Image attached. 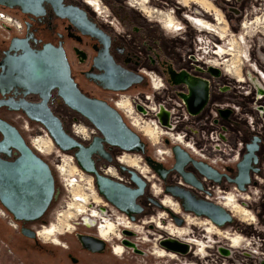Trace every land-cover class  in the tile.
<instances>
[{
	"label": "flooded vegetation",
	"instance_id": "1",
	"mask_svg": "<svg viewBox=\"0 0 264 264\" xmlns=\"http://www.w3.org/2000/svg\"><path fill=\"white\" fill-rule=\"evenodd\" d=\"M137 1L140 0H133L134 5L138 4ZM161 1L162 0H148V5L146 6L144 5L142 8H144L147 12L149 9L151 10V7L149 6L150 3L156 4L158 2L160 3ZM190 1L199 5L200 8L205 9L207 15H211L209 12L214 7V5L209 0L208 1L180 0L179 3L184 6H188L190 4ZM102 2L106 3L107 5L106 8L109 9L110 11V13L107 14V17L105 15H102V12H98L100 10H103L100 0H64L65 6H75L84 10L88 19H90L96 25V27L100 29L102 34L99 33V35L97 36L86 33L85 31L83 32L82 29H80L76 24H74L69 18L61 17L60 15H58L54 7L49 3L44 4L46 11L43 15H39V16L23 13L19 8H9L7 6L0 5V8L10 12L22 23L21 30H17L16 28H12V27H8L6 29L0 28V101H6L10 97L16 100H19L20 98L24 97L23 92L25 91V89L21 85H19V83L15 79L16 74L13 75L12 73V67L14 65V61L16 58H18V56L23 54L24 48L38 51L41 50L46 44H52L56 47H62L64 49L71 66L72 76L74 80L76 81L81 91L90 97L106 100L113 106L115 105L111 101H115L119 98H123L124 100H128L129 102H131V104L135 107L134 109L136 113L140 114V116L141 114H143L146 118H150L152 116V113L150 112L148 107V105L151 104L152 101L155 103L162 101H169L167 103V107L170 109L176 107L175 105L177 104L175 102L176 100H178L182 102L183 105L188 110L186 103L181 97V94H186L189 92L188 86L185 83H179V84L173 83L171 77L172 72L186 71L192 76L204 78L208 80L210 83L209 99L205 107L202 109V111L194 115L190 113L188 110L189 114L196 121L198 130L204 128H208L209 131L213 129H220L221 126L232 122L231 118L233 115H235L232 106L229 105L227 108H222V105L227 103L222 104L220 102L221 103L220 104L217 101L213 102V95H214L213 78L217 77L218 75L219 76L222 75L220 66H215L212 63H210L211 61H208L210 58L206 60L198 57L196 49L194 53L173 54L172 53L173 51L170 52L168 48H164L162 45L163 44L162 38H159L160 35H154V33L152 32L153 30L156 29V27H154L153 24H149L150 26L148 24L146 25L140 24L138 26L136 24L133 25L132 21L128 20L131 17V15L129 16L127 14L125 15V17H123L119 13L127 9L126 5H129L128 4L129 0H102ZM146 2L147 1L144 0V2L142 1V4H146ZM88 5L91 8H93V10L99 15V17L102 16V20L98 19V17L94 13H92ZM148 6L150 8H148ZM194 9L195 11H197L196 8ZM200 11L203 12L204 10L203 11L200 10ZM155 12L159 14L160 20L161 18L162 20H164L163 23L168 29H171L173 31H179L182 28V23L179 22L176 18L177 13L168 11L167 13L163 14L161 11H157V10H155ZM179 14L181 15L183 13L179 12ZM125 18H127V21H125L126 20ZM186 18L189 19L191 22H194L195 27L198 30L210 34L212 32H215V29L217 28L219 29V27L222 28L221 26V24L223 23L222 21L225 20L224 17L222 16V13H220L218 10H216V12L214 13L213 22L198 15L189 14L186 16ZM194 18L197 19L194 20ZM201 18L207 21H204ZM151 20L152 18L149 19V21ZM129 22H131V25L129 24ZM212 23L218 25V27ZM249 25L250 24L246 22L244 24V27L247 26L249 28ZM222 32H224L223 35L222 36L219 35L218 37L221 38V42L224 41V44H227L228 41L231 42V44L234 47L231 48L232 50L234 49L236 50V48H238V45L241 46L243 45L242 41L241 44L235 41H231L232 38H230V40L227 41L226 30ZM13 40H15V43L17 44V46H19L18 51L10 50V46ZM206 40H207L206 43H210L209 39ZM196 42L197 41H195L194 43L196 44ZM199 49L201 50V46ZM239 50L240 49H238V51ZM247 52H248L247 49H245V52L243 54L244 56L246 55L249 58V55H247L249 53ZM223 54H228V50L225 48H221V50L219 51V55L223 56ZM229 54L231 55L233 54L234 57L233 59L229 60L230 63L227 64V67L229 71L236 72L240 64V62H238L239 54L238 53H229ZM211 56H212L211 58L215 57L214 54L212 53ZM250 58L251 61L256 63L258 68L264 71L262 65H260L258 61H256L251 54H250ZM244 60L245 59L242 58V62ZM212 68L217 69V71L213 70ZM252 69L255 71L254 68ZM242 70L243 68L241 69L240 72V78L243 79H239L237 74L228 73L223 67V71H225V73L232 75L233 77L236 78L238 89H242V90L245 89L244 90L245 95L254 94L252 95L253 96L252 98L255 99L254 101L255 104H251V106H249L250 108H252V110L249 108L250 111L247 110L243 112V117H245L246 119V117L248 118L249 116H252L254 119H256L255 120L256 122L262 123L264 127V78L261 74H260L261 80L260 78L258 79L251 75V79L256 85L255 87L249 84V81ZM151 74H155L159 76L165 85V88L159 94L154 93L153 91ZM110 86H118V87L128 86V88L113 89L110 88ZM250 87H251V92L248 93L247 90ZM254 91L256 92V94L254 93ZM124 93H129V95L127 96ZM148 95L152 96L151 100L148 99L147 97ZM26 98L30 101H40V97L36 94L28 95ZM124 100L118 101L117 106L118 107L123 106L126 103V101ZM139 100H141V102L138 105H136V103ZM55 105L64 106V107L67 106L64 103V101L56 95V92L54 91L52 98L50 100V106L52 107L54 112L62 119L63 124L65 128L68 130V132L72 134L74 137H76L73 134V132L68 129L67 127L68 123L66 121V117H63V114L60 111H58L59 109H55L54 107ZM212 110H217L220 112L218 117L216 118L217 120L216 125L214 127H208V125L205 123V119L209 122V119L213 115ZM6 112H18V113H22L23 116H26L22 111H15L13 109H10V107L6 104L0 105V116L8 120L4 114ZM168 113L164 112L162 116L165 120L163 123L164 126H170L171 124L168 122ZM176 113L178 115L181 114L179 109L176 110ZM79 115L82 117V120H80V122H83L86 127L95 128V133L94 132L92 133L94 135L91 136L90 139L82 141L81 139L76 137L79 141L87 145L93 142L96 137L101 136V133L88 119L83 117L80 113ZM122 115L124 116L126 122L130 126L132 125L134 128L139 129V120H134L130 124V121L126 119V116L123 113ZM29 120L31 122H35L42 125L38 121H34L31 119ZM8 121L13 123L10 120ZM13 124L16 125L15 123ZM237 124L239 125V122H237ZM236 128L237 129H234L232 131L236 132L235 130H239V129L242 131V128H240L239 126H237ZM184 129L188 130L186 134V139L189 140L190 134L193 132L192 130H189V128H186L184 123L178 125L173 130L176 133H179ZM140 131L150 141L154 142L155 140L157 141V138H159L160 132L158 131V128H156V126L154 127L151 124L144 126L142 129H140ZM242 136H244L243 133L241 135V139H243ZM255 136L260 138L259 149L257 151L259 162L256 165L260 168V172L258 173L252 172V183H256V181L254 180L255 178H257L256 175L262 173L260 154L261 151L263 152L264 130H262V135L254 134L250 136V138H248L247 141H244V149H243L242 157L240 159L241 161L244 154L247 151V144L251 143ZM47 138L51 139L49 136H47ZM47 138L38 135L34 137L31 141L32 146L37 150V152L40 155H46L48 148H50L51 143ZM142 139L144 140L145 138H143L142 136ZM0 140H1V134H0ZM165 141L167 143L170 142L173 143L171 149L174 145L179 144L190 154L192 158L198 161L205 162L211 167H213L215 170H217L220 174L223 175L222 181L216 182L212 179L207 178L206 176L200 174L199 171L193 165L189 164L188 166H186L185 170L195 174V176L200 180L202 184V188L187 183L184 180L183 176L177 170L172 169L176 163L173 150L172 151L170 150V155L172 154L171 162L166 163V159L164 157L160 159L158 157H154L153 155L149 154V146L146 140H144L145 142L144 152L137 150L127 151V150H123L117 145L103 142V145L107 151V156H101L99 154H94L93 156V160L99 172L127 186L135 187L131 175L128 172H123L120 169V165H125L130 168L135 167L140 171L139 172L137 170L138 173L147 181V185L145 187L144 193L137 198L136 200L137 205H134L126 201H120L119 205H116L99 192L95 180V185L99 193L98 196H100L102 199H105L106 203H103V205L104 206L107 205V206H105L106 209H102V212L93 208L92 210L93 215L89 213L93 218H95V220H97L96 222L90 220H85V222H82L90 228L92 227L96 228L97 233H93L90 231H79L76 228L70 231V233L73 234V237L79 243V247H77V249H80V251H85L91 255H105L108 253V251H112V253L116 254L114 251V244H116V241L113 242L110 241L112 237H114L117 239V243L119 242L122 244H126L134 248V250L136 251L139 250V252L145 254H149V253L147 250L138 249L137 248L139 245L138 242H142L148 245L151 244L152 247L150 248L151 251L150 254L156 256L160 260L158 264H263L261 261H259L260 259L255 257L256 254L258 253H255L251 249V248L253 249L258 248L259 249L258 251L261 250L259 246L258 247L256 246L258 244H261L260 242H258L259 241L258 238L256 237L247 238L242 235L235 236L229 231L222 230L228 225L237 222L235 217H234L235 218L234 223L227 224L224 227H220L221 228L220 229L207 216H199L193 212L186 211L182 204V200L180 198L175 197L166 192V187L178 185L191 190L198 200L212 201L220 204L218 198H220V196L225 193L226 194L229 193L227 191L228 188L232 186L237 187L236 184L230 182L226 176H230V177L236 176L238 172L237 166L240 161L236 165L228 167V169L225 172H222L219 171L214 166H212L211 164H209L207 161H204L199 157L193 155L186 147H184V145H182L180 142H176L172 140L169 136H167ZM136 153H140L141 155L140 158L136 157ZM124 154L127 155L122 158V162H121L119 159ZM149 156L153 157L155 160L161 162L164 165L165 169L167 170L165 173V177L160 176L149 165V163L146 160V158ZM15 157L16 154H13V157H11L10 159H13ZM108 157H111L112 160H110ZM132 157L135 158L133 159ZM140 162L144 163L145 166L141 167ZM111 168H113L116 172L114 175L113 174L111 175V173L109 174L108 172ZM150 172L154 179H157L162 183L165 195L170 196L169 199L168 198L162 199L160 197H156L151 192L152 180L148 176V173ZM152 173H154L155 175H153ZM251 184L248 185L246 191H248ZM220 191H222V193L219 194L218 192ZM216 193H218L219 195L217 199H215L214 197ZM58 197L54 201H56ZM84 199H86V196L84 197ZM227 206H231V209L234 210L238 214V216L244 219H248V218L253 220L255 219V216L253 214L251 216L248 213V211H246L245 209H243L241 206H239L237 203L233 201H229L227 203ZM1 207L6 209L0 203V208ZM84 208L85 206L81 202L76 201L71 203L70 209L68 210V214L66 215L67 218L62 217L64 212L61 214L62 218H60V225H57L56 232H52L53 230L46 232L45 229L46 227H48L47 225H50V223L48 224L49 221L43 219L35 222H26V223L17 220L20 224V229L17 231L20 232L22 236H25L22 233L21 229L23 226H27L36 233V237L35 238L28 236L26 237L29 239L36 240L38 239L39 231H40L37 229L36 226L39 225L40 227L44 228L41 233L44 240H50L54 244L61 245L66 249H71L70 239L68 237L63 236V239H65L64 240L65 242H63L60 239V235H64L66 233L64 232L66 227L68 228L70 227V229L74 227L73 225L74 219H76V216L84 212ZM87 208L88 207H86L85 209L87 210ZM158 210H165L168 218L166 219L164 217L162 218L163 216L162 215L159 217V222H158L155 219V217L159 216L160 214ZM117 211L124 213L126 217L132 223H134V226H137L135 225L137 222L142 223L141 225H143V227L139 226L138 233L139 234L145 233L144 235H146L147 233L146 241L142 237L140 238V240L138 239L132 240L129 238H125V236L122 238V240H119L117 238L118 236L117 230L119 224L117 220H115V218H112L113 216H116ZM86 214L87 212L83 215ZM107 214L110 216L108 217ZM154 214H156V216H154ZM201 218H204V220L203 221L198 220ZM0 219L4 220L5 226L7 227L9 226V224L3 217L0 216ZM79 219H82V221H84L82 217L78 218V220ZM179 220H182V224H179ZM98 221L103 222V226L101 227L100 232L98 229V224H99ZM42 222H45L47 224L44 225L42 224ZM76 224L79 225L80 221H78ZM170 224L171 227L169 226ZM173 224L178 227H172ZM185 224L186 226H183ZM189 224H192L193 228L192 227L188 228L187 226ZM145 227L156 229L157 231L163 233V235L155 234L150 231H145L144 230ZM123 232H124L123 234H125L126 236L133 237L135 231L129 229H123ZM182 233H185L186 235H188V237H186V235L182 236ZM220 234L223 235L227 243L222 242L221 240H217L218 237H221ZM258 234L259 236L261 234H264V230H261L260 232H258ZM79 235H87L94 238H103L105 240L104 248L100 251H94V249L92 248L85 247L81 242ZM169 237H175L180 242L188 244L187 250L185 252L179 250L172 251L166 246L164 245L162 246V240L168 239ZM197 240L199 241V243L197 242ZM220 241L222 245H218V246L215 245ZM0 242L3 245L5 244V246H3L5 249H7L6 247H9L13 252V254L16 255L15 252L13 251L14 248L2 235H0ZM36 243L39 246H41L40 242H36ZM233 249L244 250L245 252L243 253L244 256L243 255L235 256L238 259L237 260L234 259L232 252ZM123 250L124 248L119 246V248L117 249L119 255ZM1 252H2V248L0 247V253ZM260 253L262 252L260 251ZM67 257L70 258L74 264L93 263L90 262L89 260L88 261L79 260L78 257L72 254L71 250L67 252ZM247 257L253 258L255 260L247 261V259H249Z\"/></svg>",
	"mask_w": 264,
	"mask_h": 264
},
{
	"label": "water",
	"instance_id": "2",
	"mask_svg": "<svg viewBox=\"0 0 264 264\" xmlns=\"http://www.w3.org/2000/svg\"><path fill=\"white\" fill-rule=\"evenodd\" d=\"M45 3L51 4L61 17L69 18L82 31L97 36L100 29L88 19L84 10L75 6H65L64 0H0L1 6L19 8L23 13L35 16L45 13ZM102 34V33H101ZM10 50H19L13 40ZM213 70L214 69L212 68ZM15 79L25 91L24 97L16 100L10 97L0 101L15 111H22L29 119L40 122L52 137L54 143L65 152H72L78 165L87 173L93 174L99 192L114 204L120 201L134 205L147 185V181L137 170L120 165L123 172H128L135 187L127 186L98 171L93 160L94 154L107 156L103 142L117 145L127 151H145V142L139 132L133 129L125 120L122 113L106 100L90 97L83 93L72 76L71 66L62 47L46 44L41 50L35 51L24 48L22 55L15 59L12 67ZM175 84L185 83L189 92L181 94L188 110L192 114L202 111L208 102L210 83L201 77H194L186 71L172 72ZM113 89H127L128 86H110ZM71 109L88 119L101 133L90 144H84L68 132L62 119L50 106L53 92ZM36 94L40 101H30L26 97ZM0 203L21 222H35L42 220L49 211L53 201L58 197L57 178L50 164L28 143L21 130L0 116ZM260 138L255 136L247 144V151L238 163L235 177L226 176L236 184L239 190L246 191L252 183V172H260L256 166L259 162L257 151ZM172 150L176 163L173 170H177L184 180L196 187L202 188L200 180L192 172L185 170L189 164L193 165L200 174L221 182L223 175L205 162L198 161L179 144ZM16 154V157H13ZM112 160L111 157H108ZM149 165L160 176L165 177L164 165L149 156ZM166 192L182 200L186 211L199 216H207L217 226L224 227L234 223L233 213L221 204L198 200L193 192L182 186H168ZM182 224V220H179ZM25 236L35 238L36 233L29 227L21 229ZM81 242L87 248L100 251L104 248L103 238L79 235ZM162 245L169 249L186 251L188 245L170 238L163 240Z\"/></svg>",
	"mask_w": 264,
	"mask_h": 264
},
{
	"label": "rangeland",
	"instance_id": "3",
	"mask_svg": "<svg viewBox=\"0 0 264 264\" xmlns=\"http://www.w3.org/2000/svg\"><path fill=\"white\" fill-rule=\"evenodd\" d=\"M100 1H101L103 10H100L98 12H102V15H105L107 17V14L110 13V11H109V9L106 8L107 7L106 3L102 2V0H100ZM209 1L214 5V7L210 11L212 13H210V12L209 13L213 16L214 12H216V10H218L220 13H222V16L225 19L224 21H222L223 23L221 24V26L224 30H226L229 33L228 35H230V36H228V38H227L228 40H230V38L232 37V38H236V39H238V41H240L239 40L240 36L244 35L243 37L245 39H244L243 45L242 46L238 45V48H237V49H240L241 51L240 50L234 51L235 53L239 54V56H238L239 60L237 58L238 62H240V63L242 62V58L244 56L243 53L245 52V49H247V51H248L247 53H250L254 57V59L256 61H258V63L260 65H262V68H264V27L260 26V25L257 26L258 24L256 22H254V23H252V25H250V27H252L251 29H250V27L245 28L242 26L243 20L246 17H248L249 21L253 22L256 19L257 15L260 16L263 14L264 11H261L260 9L264 10V8H263L264 7V1L263 0H209ZM179 2H180V0H162L160 3L159 2L156 4L150 3L149 6L151 7V10L149 9L147 12L146 11L143 12L144 10L140 9L137 6L131 7V4L128 2L129 5H126L127 9L124 11H121L119 13L123 17H125V15H127V14L129 16L131 15V17L128 20H131L133 25L136 24L138 26L140 24L141 25L153 24V26L156 27V29L153 30L152 32L154 33V35H160L159 38H162L163 47L168 48V50L170 52L173 51L172 52L173 54L174 53H177V54L178 53H183V54L184 53H187V54L188 53H194L195 49H196L195 48L196 44L194 42L197 41V38H199V39L203 38L202 46L203 47L205 46V48H206L208 44L205 43V45H204V41L207 42L206 38L209 37L208 34H206L205 32L199 31L195 27V25H193L194 23L191 22L189 19H187L186 16L189 14L190 15H198V16L204 17L205 19H208L212 22H213V17L211 15H207V12L205 11V9L200 8L199 5L193 3L192 1H190V4L188 6H184V5L180 4ZM149 6H148V8H150ZM89 8L92 11V13H94L98 17V19L102 20V16L99 17V15L93 10V8H91L90 6H89ZM194 8H196L197 10L199 8L198 11L200 13L195 11ZM155 9L162 11L163 14L167 13L168 11L175 10V13H177L176 18L179 22L182 23V28L179 31H173L171 29H168L163 23L164 20H162V18H161L162 21L159 19V14L155 12ZM200 10H202V11L204 10V11L201 12ZM193 11H194V13H193ZM179 12H181L183 14L180 15ZM195 12H197V13H195ZM150 14H151V16H150ZM151 18H152V20L149 21V19H151ZM125 19H126L125 21H127V18H125ZM129 24L131 25V22H129ZM262 24H264V23H262ZM247 31H249V32H247ZM252 31H253V33H255L254 36H252L250 34ZM213 41H214L215 45L221 43L220 39L217 37H215ZM212 47H213V44L211 43L210 48H212ZM196 52L198 53V51H196ZM226 56H228V58H231V59H233V57H234L233 55H230V54H226ZM200 57L207 60L208 58H211L212 56H211V53H208V54H203ZM225 59L219 58L220 61H225ZM242 67H243L242 71L246 75V78L248 79L249 84L256 87V85L254 84V82L251 79V75L254 76L255 78H258V79L260 78V80H261V76H259V74H257V72L254 71L248 65L247 62L243 63ZM220 70L222 72V75H220V76L218 75L217 77L213 78V90H214L213 102L217 101L219 103L221 102L222 104L223 103H231L233 105V107H235L236 109H238L241 106L240 111H239L241 113L237 114V110H235V115L232 116L231 121H232V124L234 125V127L239 126L240 128H242V133L244 134V136H242L243 140L247 141L248 138H250V136L256 134V131H257V129H256V131L253 130V127L251 126V124L248 121L249 119L247 117H246V119H245V117H243V112L249 110V108H250L249 106H251V104H255L254 103L255 99L252 98L253 97L252 95H254V94L245 95L244 94L245 89L244 90L238 89L236 78L233 77L232 75L225 73V71H223V66H221ZM254 93L256 94L255 91H254ZM124 94L127 96L129 95V93H124ZM248 96L249 97L251 96V97L249 98ZM111 102H113L115 105L114 101H111ZM54 107H55V109H59L58 111H60L63 114V117H66V121L68 123L67 127L70 131H72L71 130L72 128H70V127L73 123H75V122L78 123V121L82 120V117L79 115V113H77V111L71 109L68 106L64 107V106L55 105ZM250 109L252 110V108H250ZM119 110L121 112H123V109L119 108ZM4 114L8 120L12 121L13 123H15L20 128L22 134L24 135V137L26 138V140L28 141V143L30 145H32L31 141L34 137L41 135V137L44 136L47 138L46 133L49 135L53 144L50 145V149H48V151H49L48 154L42 155L47 161L50 160V162H51L54 159L55 154L61 153L59 148L54 143L52 137L48 133V131L42 125L35 123V122H31L26 116H23L22 113L6 112ZM134 116L136 118H138L139 120L141 119L140 114H138V113L134 114ZM126 119L128 121H130V119L128 117H126ZM237 122H239V125L237 124ZM135 130L138 131L140 134H142L143 138H145L144 140H146V142L148 143L149 154L153 155L154 157H158L160 159H162V157H164L166 159V163L171 162V160H172L171 155L172 154L170 155V150L172 151L171 146L173 143L172 142L167 143L165 141L167 138L166 135L161 136L160 139H157V141L155 140L153 142V141H150L139 129H135ZM261 130H264V127H262ZM159 149L164 150L167 153L160 155ZM68 153H71V152H68ZM61 154H63V153H61ZM260 155H261L262 173L256 175L257 178L254 179L256 181V183H252L251 186L249 187L248 191H245V192L240 191L235 186H232V187L227 189L228 192H233L236 194H238L240 192V193H242V195L249 196L246 199L248 201V203L246 204L247 205L246 207H247V209L252 211V213L250 215L251 216H252V214L255 215V219L254 220L250 219V218L244 219V218L238 216V214L234 210L231 209L234 213V217L236 218L237 222H235L234 224L228 225L227 227L223 228L222 230L229 231L230 233H232L235 236L236 235H242V236L247 237V238H255V237L258 238L259 241L258 240L257 241L260 242L261 244H258L256 246L257 247L259 246L261 248L260 251L263 253L262 256L264 258V238H263L264 234H261L260 236L258 234V232H260L261 230H264V145H263V152L261 151ZM140 156H141L140 153H136V157L140 158ZM132 158L134 159L135 157H132ZM140 165H141V167L145 166L144 163H141V162H140ZM149 171H150V169H149ZM55 174L57 175L56 171H55ZM152 174L155 175L154 173H152ZM148 176L152 180L151 181V183H152L151 192L156 197H160L162 199H166V198L169 199L170 196L165 195L162 183L159 180L154 179L153 176L151 175V172L148 173ZM57 180H58L57 181L58 182L57 183V189L59 190V197L56 201L53 202L49 211L47 212V214L43 218V220L49 221L48 224L52 223V222L57 223L59 221L58 218H60V216H59L60 213L64 212L63 216H62L63 218L66 217V215L68 214L67 203H69V201H70L68 198L69 194L63 188V186H61V184H62L61 181H59V179H57ZM218 193L220 194V193H222V191H220ZM218 193H216L214 195L215 199L218 198V196H219ZM97 200H99V202H101V204L106 203L105 199H102L100 196H97ZM105 206H107V205H105ZM158 211L160 214H159V216L155 217V219L158 222H159V217L162 215H163L162 218L163 217L165 219L168 218L165 210H158ZM123 215H125V214L122 212H119V211L116 212L117 217L120 216L121 218H123ZM154 216H156V214H154ZM78 217H80V216H77L76 218H78ZM195 219H197V218H195ZM127 220H129V219L126 218V221ZM198 220L203 221L204 218H201ZM78 221H80V224L76 225L77 230H79V231H90L93 233H97L96 228H93V227L90 228V227L86 226V224L82 223L83 222L82 219H79ZM42 224L46 225L47 223L42 222ZM132 224H134V223H132ZM141 224L142 223L137 222L135 225H137L136 227H139V226L143 227V225H141ZM36 225H38V224H36ZM169 226L171 227V224ZM183 226H186V224ZM36 227L38 230L42 229V227H40L39 225ZM172 227H178V226L173 224ZM187 227L193 228L192 224H189ZM187 227H185V228H187ZM217 227H219V226H217ZM122 229H123V227H122ZM66 230H67V228L64 231L66 233L64 235H60V239H61V241L65 242L64 241L65 239H63V236L68 237L70 239L71 249H66L61 245L54 244L50 240H44L40 236H38V239H36V240L29 239L26 236H22L20 234V232L17 231V229H14L11 226H8V227L5 226L4 220L0 219V235L5 237V239L14 248L13 251L15 252L17 259L23 260L24 262H26V264H74L72 262V260L67 257V252H69L70 250L72 251V254L74 256L79 258V260H81V261H83V260L88 261L89 260L90 262H93L92 264H106V262H107V264H158L160 261L156 256H153L150 254L151 253L150 248L152 247V245L151 244L150 245L144 244L142 242H138L139 245L137 248L147 250L149 254L139 252V250L136 251V250H134V248L128 246V248H130L128 250V253H126L122 256H118V255L112 253V251H108V253L105 255H91L85 251H80V249H77V247H79L78 241L73 237V234H71L70 231L67 232ZM129 230L133 231L132 228ZM144 230L150 231V232L155 233V234H162L163 235V233L157 231L156 229L145 227ZM122 233H124V232H122ZM144 234L145 233L140 234V235L134 234L133 237L126 236L125 234H123V235L125 236V238H129V239L133 240V239H140L142 237V235H144ZM146 235H147V233H146ZM146 235H144V236H146ZM185 235H186L185 233H182V236H185ZM220 236L221 237H218L217 240H221L222 242L227 243V241H225V238L223 237V235L220 234ZM186 237H188V235H186ZM110 241L111 242L116 241V243H117V239L114 237H112V239ZM221 241L215 245H217V246L222 245ZM36 242H40L41 246H39ZM3 246H5V245H3L0 242V247L2 248V252L0 253V264H10V262H12L16 257L9 254L7 249H5ZM251 249L253 250V248H251ZM232 252H233L234 259H236V260L238 258H236L235 256H242L243 253H245L244 250H238V249H233ZM255 257H257L259 259L261 256L256 254ZM247 258H249V257H247ZM247 258H245V259H247ZM248 260L251 261V260H255V259L249 258V259H247V261ZM108 262H110V263H108ZM77 264H81V263H77Z\"/></svg>",
	"mask_w": 264,
	"mask_h": 264
},
{
	"label": "built area",
	"instance_id": "4",
	"mask_svg": "<svg viewBox=\"0 0 264 264\" xmlns=\"http://www.w3.org/2000/svg\"><path fill=\"white\" fill-rule=\"evenodd\" d=\"M264 1V0H263ZM264 8V7H263ZM8 27L16 28L17 30L22 29V23L19 19H17L14 15L10 12L0 8V28L6 29ZM202 37V36H201ZM202 39L198 38L196 42V51H198L197 56L200 57L203 54H208L211 49L207 50V53H203L200 48V43ZM199 43V44H198ZM199 54V55H198ZM201 58V57H200ZM152 86L154 93H160L165 88V85L162 79L155 75L151 74ZM249 93V92H248ZM148 99L151 100L152 96L148 95ZM141 102L139 100L136 105ZM169 101H162V102H151L148 105L152 116L150 118H146L143 114H141V118L143 121L152 122L155 124H159L161 127L165 128L166 130L171 131V133H176L173 129L180 124H185L186 128L192 130L193 133L190 134V139H186V134L188 132L187 129L176 133L177 135L182 136V145L186 147L193 155L199 157L200 159L207 161L209 164L217 168L219 171L225 172L228 167L236 165L243 153L244 149V140L241 139L242 131L232 130L237 129L234 127L232 122H229L226 125L221 126L220 129H213L211 131L208 128H204L198 130L196 125V121L192 116L189 114L187 108L183 105L182 102L176 100V107L168 108L167 103ZM229 105L232 106V109L237 110V113L240 111L241 106L236 109L233 107L231 103L223 104L222 108H227ZM179 109L181 114H177L176 110ZM164 112L168 113V122L171 123L170 126H164V118L162 117ZM220 111L212 110V117L209 119V122L205 119V123L208 127H214L216 125V118L218 117ZM248 121L253 127V130L256 131V134L262 135L261 128L263 127L262 123H257L252 116L248 117ZM84 126V131H79V127ZM71 130L73 134L81 139L82 141L90 139L93 132L95 133V128H88L84 125L83 122L78 121L71 125ZM200 131V132H199ZM210 133H209V132ZM167 136V135H166ZM63 154H55L54 159L50 162L51 167L53 168L54 172L57 173V179L61 181V186L66 190L69 194V203L73 201L76 197L78 198L79 195L82 194L87 197V206L93 205L95 209L101 211L102 209H106V207L98 202L97 196L94 194L95 188V178L92 174L85 172L77 163V160L74 154L62 151L59 149ZM92 177V178H91ZM257 177V176H256ZM76 186V187H74ZM97 189V188H96ZM98 191V190H97ZM99 195V193H98ZM90 198V199H89ZM67 203V206L69 205ZM0 216L3 217L9 226L13 227L14 229L19 230L20 224L17 220L14 219L13 215L8 212L3 207L0 208ZM118 218H121L118 216ZM84 222V221H83ZM51 224V223H50ZM5 245V244H4ZM9 254L16 257L13 254L9 247H6ZM10 264H26L23 260L17 259V257L10 262Z\"/></svg>",
	"mask_w": 264,
	"mask_h": 264
},
{
	"label": "bare ground",
	"instance_id": "5",
	"mask_svg": "<svg viewBox=\"0 0 264 264\" xmlns=\"http://www.w3.org/2000/svg\"><path fill=\"white\" fill-rule=\"evenodd\" d=\"M142 1L144 2V0H140V1H137L138 2V4H136V5H134V3H133V0H129V3L131 4V6H137V7H139L140 9H143L144 11L143 12H145L146 10L144 9V8H142L144 5L146 6V5H148V0H146L147 2H146V4H142ZM155 10H157V9H155ZM157 11H160V10H157ZM261 11H264V10H261ZM162 12V11H161ZM172 12L173 13H175V10H172ZM197 12L198 13H200L198 10H197ZM210 13H212V12H210ZM215 13V12H214ZM212 17H214V14H213V16ZM197 18H194V20H196ZM201 19H203V18H201ZM204 21H207V20H205V19H203ZM259 22H258V21ZM209 22V21H208ZM246 22H248V24H250V25H252V23H254V22H256L258 25L257 26H263L264 27V24H262V23H264V12H263V14L262 15H257L256 16V19L253 21V22H251V21H249L248 20V17H246L244 20H243V23H242V26L244 27V24L246 23ZM194 23V22H193ZM211 23V22H210ZM212 24H214V23H212ZM193 25H195V24H193ZM215 26H217L218 27V25H216V24H214ZM250 25H249V27H250ZM248 26V25H247ZM247 26H245V28H247ZM252 27H250V29H251ZM200 31V30H199ZM222 31H224L222 28H220L219 27V29L217 28V29H215V32H212L211 34L210 33H206V34H208V36L209 37H207L206 39H209V41H210V43H206V41H204V45H205V43L206 44H208L207 45V47L205 48V46L203 47L202 46V43H203V38H201L202 40H201V43H200V45H201V51L203 50L204 52L203 53H207V50L209 49H211V51H209V53H212V54H214V56L215 57H213L212 59L210 58L208 61H211L210 63H212L213 65H215V66H223L224 67V69L228 72V73H231V74H237L238 75V78L239 79H243V78H240V72H241V69L243 68L242 66H243V63H245V62H247L248 63V65H250V67H252V68H254L255 69V71H257V73L260 75H262L263 76V78H264V71L262 70V69H260V68H258L257 67V65H256V63L255 62H253V61H251V58H250V53L249 54H247V55H249V58H248V56H243V58L245 59L243 62H241L240 64H239V66H238V69H237V71L236 72H231V71H229V69H228V67H227V64H229V60L231 59V58H228V56H226V54H223V56H221V55H219V51L221 50V48H225V49H227L228 50V54L229 53H235L234 51H237L238 49L236 48V50L234 49V50H232L231 48H234L233 47V45L231 44V42H229L228 41V39H227V44H224V41L223 42H221V43H219V44H217V45H215V43H214V38L215 37H217V38H219L218 36L220 35V36H222L223 35V33L224 32H222ZM203 32V31H202ZM247 32H249V31H247ZM246 32V33H247ZM226 34H227V38H228V36H230V35H228L229 33L226 31ZM252 36H254L255 35V33H253V31L250 33ZM215 35V36H214ZM244 35H242V36H240V38H239V40L240 41H238V39H236V38H232V40L231 41H235V42H238V43H244V37H243ZM220 39V41H221V38H219ZM198 41V40H197ZM242 41V42H241ZM213 44V47L212 48H210V44ZM231 55V54H230ZM233 55V54H232ZM222 58V59H225V61H220L219 60V58ZM218 58V59H217ZM260 75V76H261ZM247 92H251V87L247 90ZM121 100H124L123 98H119V99H117V100H115L114 102H115V105H116V107L119 109H123V114L126 116V117H128L129 119H130V124L134 121V120H139L138 118H136L135 116H134V114H136V112H135V107L131 104V102H129L128 100H124V101H126V103L123 105V106H121V107H118L117 106V102L118 101H121ZM132 108H133V110H132ZM141 117V116H140ZM153 125L154 127L156 126V128H158V131L160 132L159 133V138H157V139H160V137L161 136H164V135H167V136H169L172 140H174V141H176V142H180V143H182V136H180V135H177L176 133H171V131H169V130H166L165 128H163V127H161L159 124H155V123H152V122H147V121H143V119L141 118L140 120H139V130L140 129H142L144 126H146V125ZM132 126V125H131ZM133 127V126H132ZM80 129H79V131L81 132V131H84V126H81V127H79ZM134 128V127H133ZM136 129V128H135ZM46 136H49L47 133H46ZM38 138V137H37ZM46 138V137H45ZM49 141H50V143L51 144H53L52 143V140L51 139H49V138H47ZM31 144H32V142H31ZM48 149H50V148H48ZM160 150V149H159ZM48 152L49 151H47V154H48ZM165 153H167L166 151H164V150H160L159 151V154L161 155V154H165ZM127 154H124L123 156H121L120 157V161L122 162V158L123 157H125ZM128 165V164H127ZM130 166V165H129ZM134 168V167H133ZM136 169V168H135ZM137 170V169H136ZM109 174L111 173V175L113 174H115L116 172H115V170L113 169V168H111L109 171ZM144 175V174H143ZM92 178V177H91ZM74 187H76V186H74ZM94 194L96 195V196H98V191H97V189H96V186H95V188H94ZM76 195H79V197L78 198H74L73 199V201L72 202H70L69 203V205L67 206V209L69 210L70 209V204L71 203H73V202H81L82 204H84V206H85V208L86 207H88L86 204H87V197H86V199H84V197L86 196V194H85V196L84 195H82V194H76ZM224 195V196H223ZM223 195H221L220 196V198H218V201H219V203L220 204H222L223 206H225L227 209H229L230 211H232L231 210V206H227V203L229 202V201H233V202H235V203H237L239 206H241L243 209H245L246 211H248V213L249 214H251L252 213V211H250L249 209H247V207H246V205L244 206L243 204H247L248 203V201L246 200L249 196H247V195H242V193H238V194H236V193H233V192H229V193H225V194H223ZM90 199V198H89ZM242 201V202H241ZM84 208V212L83 213H81L80 215H78V216H80V217H82L83 218V220H84V222H85V220H90V221H94V222H96L97 220H95V218H93L91 215H93V208H94V206L92 205H90V207H88L87 208V210ZM68 210H67V212H68ZM66 212V211H65ZM87 212V214L86 215H83V214H85ZM101 212H102V210H101ZM63 213V212H62ZM62 213H60L59 214V216H60V218H61V214ZM91 215H90V214ZM232 213H233V211H232ZM107 216L109 217L110 215H108L107 214ZM255 216V215H254ZM77 217V216H76ZM80 217H78V218H80ZM107 217V218H108ZM125 217V218H124ZM60 218H58L59 219V221L57 222V223H54V222H52L50 225H47L48 227H46V226H44V227H46V229H45V231L46 232H49V231H51V230H53L52 232H56V229H57V225H60ZM67 218V217H66ZM78 218H76V219H74V221H73V225H74V227L72 228V229H70V227L68 228V227H66L67 228V230L68 231H72V230H74L75 228H76V223L78 222ZM112 218H115V220H117V222H118V224H119V227H118V230H117V232H118V236H117V238L119 239V240H122V238L124 237V235H123V229H133V231H135L134 232V234H138V235H140L139 233H138V228L139 227H136V226H134V224H132L131 223V221L130 220H127L126 221V215H123V218H118L117 216H113ZM128 219V218H127ZM76 220V221H75ZM99 222V224H98V229H99V232H100V229H101V227L103 226V222H101V221H98ZM105 223V222H104ZM148 224V223H147ZM63 225H66V224H63ZM122 227H123V229H122ZM43 229L44 228H42V229H40V231H39V236L40 237H42L43 238V236H42V231H43ZM66 230V231H67ZM142 238H144V240L146 241V239H147V236H142ZM172 241H179L177 238H175V237H169ZM44 239V238H43ZM138 240H140V239H138ZM138 240H136V241H138ZM163 241V240H162ZM134 242V241H133ZM180 242V241H179ZM197 242L199 243V241L197 240ZM164 242H162V244H163ZM180 243H183V242H180ZM184 244H186V243H184ZM188 245V244H187ZM119 246H121V247H123L124 248V250L120 253V255H119V253L117 252V249L119 248ZM128 245H126V244H122V243H116V244H114V251H115V253L117 254V255H119V256H122L124 253H126V252H128V250L130 249V248H128L127 247ZM163 246V245H162ZM170 250H172L173 251V249H170ZM259 249L258 248H254L253 249V251L255 252V253H258V255L259 256H261L259 259V261H261L263 264H264V258H263V256H262V254L263 253H260V251H258Z\"/></svg>",
	"mask_w": 264,
	"mask_h": 264
}]
</instances>
